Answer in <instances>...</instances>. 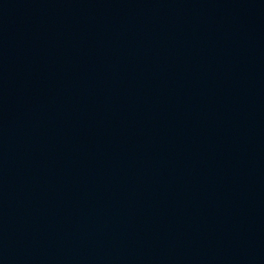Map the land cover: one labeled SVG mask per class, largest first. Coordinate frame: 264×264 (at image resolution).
I'll return each instance as SVG.
<instances>
[{"label":"water","instance_id":"95a60500","mask_svg":"<svg viewBox=\"0 0 264 264\" xmlns=\"http://www.w3.org/2000/svg\"><path fill=\"white\" fill-rule=\"evenodd\" d=\"M0 264H264V0H0Z\"/></svg>","mask_w":264,"mask_h":264}]
</instances>
